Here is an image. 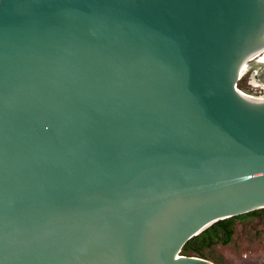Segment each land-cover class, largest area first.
Listing matches in <instances>:
<instances>
[{
    "label": "water",
    "instance_id": "1",
    "mask_svg": "<svg viewBox=\"0 0 264 264\" xmlns=\"http://www.w3.org/2000/svg\"><path fill=\"white\" fill-rule=\"evenodd\" d=\"M264 0H0V264L183 254L264 208Z\"/></svg>",
    "mask_w": 264,
    "mask_h": 264
},
{
    "label": "rangeland",
    "instance_id": "2",
    "mask_svg": "<svg viewBox=\"0 0 264 264\" xmlns=\"http://www.w3.org/2000/svg\"><path fill=\"white\" fill-rule=\"evenodd\" d=\"M251 63L243 72L240 90L251 97H264V87L252 81L256 78L264 82V67ZM234 229L230 243L218 242L204 248L206 258L216 264H264V208L259 213L236 218Z\"/></svg>",
    "mask_w": 264,
    "mask_h": 264
},
{
    "label": "trees",
    "instance_id": "3",
    "mask_svg": "<svg viewBox=\"0 0 264 264\" xmlns=\"http://www.w3.org/2000/svg\"><path fill=\"white\" fill-rule=\"evenodd\" d=\"M259 211L260 210H255L246 214L217 221L199 235L190 239L183 247L182 251L187 252V255L197 254L200 257L206 258L203 253L204 248L210 247L218 242H222L223 244L230 243L235 232L234 220L236 218L253 215L259 213Z\"/></svg>",
    "mask_w": 264,
    "mask_h": 264
},
{
    "label": "bare ground",
    "instance_id": "4",
    "mask_svg": "<svg viewBox=\"0 0 264 264\" xmlns=\"http://www.w3.org/2000/svg\"><path fill=\"white\" fill-rule=\"evenodd\" d=\"M251 62H253V63H251V64H253V65H255V67H260V66H263L264 67V52H262L261 54H259V55H257L255 58H253L252 60H251ZM247 64H246V66H245V68H244V70L247 68ZM255 73V72H254ZM253 82H255L256 84H258V85H262L263 87H264V82L263 81H261V80H258V79H256V78H254L253 80H252ZM251 81V82H252ZM230 218V217H229ZM226 219V218H225ZM217 222V221H216ZM216 222H214V223H216ZM214 223H212V224H214ZM211 224V225H212ZM210 225V226H211ZM209 226V227H210ZM208 228V227H207ZM206 228V229H207ZM210 260V259H209ZM212 261V260H211ZM215 263V262H214Z\"/></svg>",
    "mask_w": 264,
    "mask_h": 264
}]
</instances>
